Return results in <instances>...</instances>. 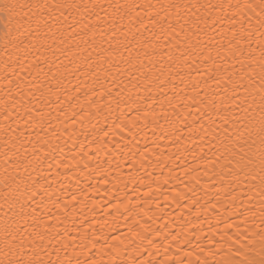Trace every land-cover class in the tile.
Masks as SVG:
<instances>
[{
	"label": "snow or ice",
	"instance_id": "obj_1",
	"mask_svg": "<svg viewBox=\"0 0 264 264\" xmlns=\"http://www.w3.org/2000/svg\"><path fill=\"white\" fill-rule=\"evenodd\" d=\"M0 25V264H264V0Z\"/></svg>",
	"mask_w": 264,
	"mask_h": 264
},
{
	"label": "bare ground",
	"instance_id": "obj_2",
	"mask_svg": "<svg viewBox=\"0 0 264 264\" xmlns=\"http://www.w3.org/2000/svg\"><path fill=\"white\" fill-rule=\"evenodd\" d=\"M0 27H2V25H0ZM103 191V190H102ZM174 207V206H173ZM169 212H171V208L168 209Z\"/></svg>",
	"mask_w": 264,
	"mask_h": 264
}]
</instances>
